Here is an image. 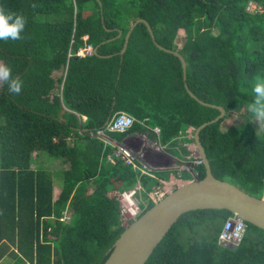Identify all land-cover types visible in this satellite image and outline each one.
<instances>
[{
	"label": "trees",
	"instance_id": "trees-1",
	"mask_svg": "<svg viewBox=\"0 0 264 264\" xmlns=\"http://www.w3.org/2000/svg\"><path fill=\"white\" fill-rule=\"evenodd\" d=\"M249 1L257 10H245ZM135 18L183 57L187 88L225 111L199 131L212 175L260 197L264 133L252 128L251 117L261 113L264 121V0H0V260L9 257L6 264H101L123 229L118 201L108 193L139 182L143 210L152 204L146 193L167 173H140L94 136L116 111L135 120L124 132L104 130L109 138L146 131L161 145L218 113L186 93L178 59L157 49L141 22L118 54ZM95 45L108 56L76 54ZM242 107L248 116L220 129ZM40 152L57 159L52 173L34 163ZM193 168L200 179L201 161ZM179 177L189 179L185 171ZM229 215L211 208L182 213L143 264H264L262 228L244 222L238 245L217 243Z\"/></svg>",
	"mask_w": 264,
	"mask_h": 264
},
{
	"label": "water",
	"instance_id": "water-1",
	"mask_svg": "<svg viewBox=\"0 0 264 264\" xmlns=\"http://www.w3.org/2000/svg\"><path fill=\"white\" fill-rule=\"evenodd\" d=\"M141 22L154 46L175 56L180 64L183 87L186 93L201 105L217 109L218 113L211 119L204 121L193 128L192 142L196 147L203 176L194 177L165 193L159 200L143 210L137 218L123 227L107 250V255L101 264H143L153 247L171 227L173 222L184 212L195 209H225L236 214L244 222L264 230V198H257L243 191L238 186L214 177L211 173L208 160L199 141V131L207 124L213 123L224 116V109L197 98L185 82V62L175 49L163 47L157 43L147 21L143 18L133 19L123 35L121 48L118 54L123 53L128 36L135 24ZM120 29L117 34L120 35ZM113 38V37H112ZM111 38H108L109 40ZM96 47L91 48L96 53ZM108 56V55H98ZM229 248H232L229 246Z\"/></svg>",
	"mask_w": 264,
	"mask_h": 264
},
{
	"label": "rangeland",
	"instance_id": "rangeland-1",
	"mask_svg": "<svg viewBox=\"0 0 264 264\" xmlns=\"http://www.w3.org/2000/svg\"><path fill=\"white\" fill-rule=\"evenodd\" d=\"M245 10L252 11V10H257V9L255 8L254 2L250 1V2L246 3ZM183 36H184L183 31L181 29H178L176 37L174 38V44L176 45L177 48H179L181 46L182 40H183ZM90 51H91V47L88 46V47H85V48L78 49L76 51V54L82 55V54L88 53ZM0 72H1V62H0ZM248 112H249V108H247V107L246 108L242 107V108H240V109H238L236 111H232L228 115V117L224 118L221 121L220 129H222V130L225 129V127L227 125H234V126L239 125L244 120V117L248 116ZM251 125H252V128L258 134L264 133L263 115L261 113L254 114L251 117ZM190 130L191 131H190L189 134H188V132L186 130V136L188 138L192 137L193 128H191ZM142 133L145 136H147L149 139H153V138L149 137L148 134H146V131H144ZM129 134L130 133L126 134V136L129 135ZM155 134H157V133H155ZM137 138L142 139L144 137L143 136L142 137H140V136H131V137H129L126 140L127 141L126 143L125 142L121 143L119 141L117 142V141L113 140L112 138H109L111 140L110 143L109 142L108 143L107 142H103L102 140L101 141L103 142V144L111 145L113 147V149H114L115 145H117V144L121 145L122 149H124V148L127 149V151L130 153V155L134 157L133 158L134 164H137L140 167L142 165H144L150 171L151 170L152 171L158 170V171L166 172L167 173V178L165 179V182H168V184L162 183L161 182L162 179H159V182L161 184L160 187H162L161 189H163V191L165 193L171 191L175 187L179 186L181 183L185 182V181L180 182V180H179V179H183V178L179 177V175H180V173L182 171H185L190 177H192L193 175L195 176L196 173L194 171L193 165L197 163V160L199 159V155H198L196 147H195V145L193 144L192 141H188L186 143H183V142L180 141L181 139L185 138V136L183 137L182 135H180L176 139L175 143H171V144L168 143V144H166L165 148L164 147H159L158 145H160V146L163 145V144L161 145L160 143L159 144L157 143L156 146L154 147V145L152 146L150 144V140H148L147 144H146L147 146L144 145L145 147L142 146L143 147L142 149L135 150L136 147L139 148L141 145H143V144H141V145L138 144ZM116 149H117V147H116ZM36 162L39 164L40 167H42V168H44L46 170H49L51 173L53 171L52 169L55 168L58 165L57 159H52V157L48 156L45 153H41V152L35 158L34 163H36ZM53 174H54V172H53ZM169 175H171L170 178H168ZM54 177H56L57 180H55L52 190H53V196H56L57 191H58V182H59V178H58V176H56V172L54 174ZM153 188L154 187H152L151 190ZM262 189L259 192V195H260L259 198L262 197ZM114 192L110 191L108 194L110 196H112L113 195L112 193H114ZM140 192H139V194H140ZM137 198H139V197L137 196ZM141 202H142V200H141ZM146 203L147 202L143 201L144 206H145ZM138 206H140L141 212H142L144 207L141 206L140 201H139V205ZM131 221L132 220H129V222H131ZM9 261H10L9 257L4 256L0 260V264H6Z\"/></svg>",
	"mask_w": 264,
	"mask_h": 264
},
{
	"label": "built area",
	"instance_id": "built-area-1",
	"mask_svg": "<svg viewBox=\"0 0 264 264\" xmlns=\"http://www.w3.org/2000/svg\"><path fill=\"white\" fill-rule=\"evenodd\" d=\"M134 120L135 119L125 111H116L107 125L103 127V129H97L95 131L94 136L98 137L103 142L110 143L111 140L106 136L104 130L124 132L131 126ZM152 130L155 133H158V128L156 126L152 127ZM113 154L118 156L124 163L131 165L133 169H137L140 171V173L151 176V171L147 169L146 166L142 165L140 167L139 165L134 164V157L130 155L127 149H122L121 145L117 144L114 146ZM109 158L110 157H108V159ZM198 162H200V158L197 160V163ZM161 188L162 187L155 186L152 190H149L146 193L147 199L150 200L151 203L156 202L164 195L165 192ZM141 190L142 187L140 186L139 182H135L132 187L128 189L115 190L113 193L118 201L119 220L122 226H126L129 220H134V218L140 214L141 208L138 206L139 200L137 195ZM261 198H264V187ZM62 218H64V216ZM244 229V221L236 214L231 213V215L227 216L222 222L220 231L217 234V243L225 247H234L238 245L242 239Z\"/></svg>",
	"mask_w": 264,
	"mask_h": 264
},
{
	"label": "crops",
	"instance_id": "crops-1",
	"mask_svg": "<svg viewBox=\"0 0 264 264\" xmlns=\"http://www.w3.org/2000/svg\"><path fill=\"white\" fill-rule=\"evenodd\" d=\"M192 127L191 126H189V127H187V132H188V134L190 133V129H191ZM142 132H144V131H134V132H132V133H130L129 135H125L119 142H121V143H126L127 141V139L129 138V137H131V136H140V137H144V138H142V139H140V138H137V140H138V144L139 145H141V144H143V145H141L139 148L138 147H136L135 148V150H139V149H142L143 147H145V146H147L146 144H147V141L148 140H150V144L153 146L154 145V147L156 146V144L158 143L156 140H154V139H149L147 136H145ZM185 137H187L186 135H185ZM183 143H186V142H183ZM159 144V143H158ZM138 145V146H139ZM145 145V146H144ZM143 146V147H142ZM159 147H164L165 148V146H166V144L165 145H162V146H160V145H158ZM154 171H156V170H154ZM158 171V170H157ZM151 172H152V170H151ZM170 176L171 175H169V177L168 178H170ZM188 177H189V179L187 178V179H179L180 180V182H183V181H187V180H190V179H193L195 176L193 175L192 177H190L189 175H188ZM161 182L162 183H167V182H165V180H161ZM178 182V181H177ZM116 184L117 183H115V186H116ZM182 184V183H181ZM112 192H114L115 190H111ZM113 194V193H112Z\"/></svg>",
	"mask_w": 264,
	"mask_h": 264
},
{
	"label": "bare ground",
	"instance_id": "bare-ground-1",
	"mask_svg": "<svg viewBox=\"0 0 264 264\" xmlns=\"http://www.w3.org/2000/svg\"><path fill=\"white\" fill-rule=\"evenodd\" d=\"M166 184H168V182Z\"/></svg>",
	"mask_w": 264,
	"mask_h": 264
},
{
	"label": "clouds",
	"instance_id": "clouds-1",
	"mask_svg": "<svg viewBox=\"0 0 264 264\" xmlns=\"http://www.w3.org/2000/svg\"><path fill=\"white\" fill-rule=\"evenodd\" d=\"M89 53V52H88Z\"/></svg>",
	"mask_w": 264,
	"mask_h": 264
}]
</instances>
